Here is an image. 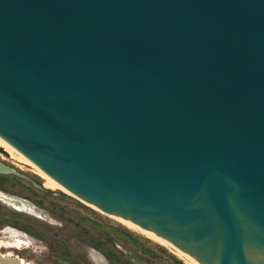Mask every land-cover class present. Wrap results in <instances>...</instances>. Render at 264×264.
Segmentation results:
<instances>
[{"label":"water","instance_id":"water-1","mask_svg":"<svg viewBox=\"0 0 264 264\" xmlns=\"http://www.w3.org/2000/svg\"><path fill=\"white\" fill-rule=\"evenodd\" d=\"M0 136L192 264H264V0H0Z\"/></svg>","mask_w":264,"mask_h":264},{"label":"rangeland","instance_id":"rangeland-1","mask_svg":"<svg viewBox=\"0 0 264 264\" xmlns=\"http://www.w3.org/2000/svg\"><path fill=\"white\" fill-rule=\"evenodd\" d=\"M0 162L13 168L0 172V191L9 197L0 199L1 254L29 264H186L75 194L49 188L1 146Z\"/></svg>","mask_w":264,"mask_h":264},{"label":"bare ground","instance_id":"bare-ground-1","mask_svg":"<svg viewBox=\"0 0 264 264\" xmlns=\"http://www.w3.org/2000/svg\"><path fill=\"white\" fill-rule=\"evenodd\" d=\"M0 146L5 148L8 152H10L11 154V157L14 158V159H17L18 161L20 162H24L30 166H32L34 169V171H36L44 180H45V183L46 185L49 187V188H52V189H61V190H64V191H67L68 193H70L69 190H67L65 187H63L61 184H59L57 181H55L53 178H51L49 175H47L39 166H37L35 163H33L29 158H27L23 153H21L19 150H17L13 145H11L8 141H6L4 138H2L0 136ZM13 171L11 167L7 166V165H4L0 162V172H5V173H8V172H11ZM72 194V193H71ZM78 197V196H77ZM0 199L2 200H6L9 199L8 196L5 195V193H3L2 191H0ZM80 199V198H79ZM84 201V200H83ZM86 202V201H85ZM13 203L15 205H18L17 202L13 201ZM89 203V202H88ZM87 204V203H86ZM93 208L105 213L106 215L110 216L111 218L117 220L118 222L122 223V225H125L126 227L150 238L151 240L157 242V243H160L166 247H168L170 250H172L180 259H182L186 264H192L191 261H189L186 257H184L182 254H180L177 250H175L172 246H170L168 243L152 236L151 234L135 227L134 225L116 217L115 215L107 212V211H104L100 208H98L97 206L89 203ZM14 206V205H13ZM1 246V245H0ZM10 254V253H9ZM6 257H8L6 259ZM0 258H5L6 259V263L7 264H29L27 263L23 258L21 257H18V256H14V257H10V255L8 256L7 255H4V254H1L0 253Z\"/></svg>","mask_w":264,"mask_h":264}]
</instances>
